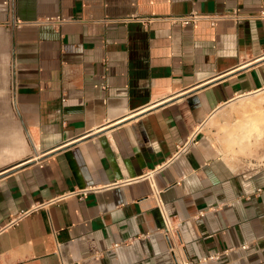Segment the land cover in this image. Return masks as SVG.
<instances>
[{
    "label": "crops",
    "instance_id": "0c3cea01",
    "mask_svg": "<svg viewBox=\"0 0 264 264\" xmlns=\"http://www.w3.org/2000/svg\"><path fill=\"white\" fill-rule=\"evenodd\" d=\"M260 9L0 0V171L13 166L0 177V264H264V159H229L203 128L264 91ZM235 10L248 16L174 19ZM55 14L75 20L35 22Z\"/></svg>",
    "mask_w": 264,
    "mask_h": 264
},
{
    "label": "rangeland",
    "instance_id": "374dc122",
    "mask_svg": "<svg viewBox=\"0 0 264 264\" xmlns=\"http://www.w3.org/2000/svg\"><path fill=\"white\" fill-rule=\"evenodd\" d=\"M258 108L264 109V91L232 101L204 124V131L229 159L249 164L258 163L264 159V138L249 145L245 141L244 147L239 143L228 147V141L235 137L237 122ZM262 112L264 114L263 110Z\"/></svg>",
    "mask_w": 264,
    "mask_h": 264
},
{
    "label": "built area",
    "instance_id": "2783aa9c",
    "mask_svg": "<svg viewBox=\"0 0 264 264\" xmlns=\"http://www.w3.org/2000/svg\"><path fill=\"white\" fill-rule=\"evenodd\" d=\"M5 4H9V1H6ZM246 16L248 15L240 13L239 11L235 10L233 12H218V13H212V14H201L197 12H192L187 15L174 17V19H178L183 24L195 23L200 20H208L211 23L215 24L217 21H220L223 19H232V20L238 21V20L243 19ZM255 16L257 18L264 19V0H261V9L258 13H256ZM74 20L75 19L72 17H66L61 14H55V15H44V16L38 17L35 20V22L37 24L48 25L54 28H60L62 25L67 24ZM187 145L188 144L183 145L182 147H179L176 154L178 155L179 153L187 150L188 149ZM91 190L93 189L88 188V189H81V190H77L73 192L85 195L87 192ZM158 207L164 219V224H165L164 231L168 235L169 233H172V231L174 230V225L172 223V220L169 214L166 212V209L163 206H161L160 203L158 204ZM179 264H187V262L180 261Z\"/></svg>",
    "mask_w": 264,
    "mask_h": 264
},
{
    "label": "bare ground",
    "instance_id": "6f19581e",
    "mask_svg": "<svg viewBox=\"0 0 264 264\" xmlns=\"http://www.w3.org/2000/svg\"><path fill=\"white\" fill-rule=\"evenodd\" d=\"M236 127L235 137L231 138L230 143L241 141L245 144L246 141L248 145L252 144L264 135V114L261 111H250V114H246Z\"/></svg>",
    "mask_w": 264,
    "mask_h": 264
},
{
    "label": "water",
    "instance_id": "95a60500",
    "mask_svg": "<svg viewBox=\"0 0 264 264\" xmlns=\"http://www.w3.org/2000/svg\"><path fill=\"white\" fill-rule=\"evenodd\" d=\"M38 156H39V155H38ZM32 160H33V157L28 158V159L22 161L21 163H18L17 165H14V166H18V167H14V168H21V167L25 166L26 164H28L29 162H32ZM10 168H13V166L10 167ZM10 168L5 169V170H3V171H0V177L4 176V175L6 174L5 172H8V171H6V170H10Z\"/></svg>",
    "mask_w": 264,
    "mask_h": 264
}]
</instances>
